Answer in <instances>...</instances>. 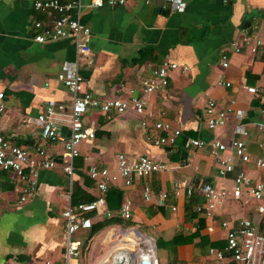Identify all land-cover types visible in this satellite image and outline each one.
Here are the masks:
<instances>
[{"label": "crops", "instance_id": "obj_1", "mask_svg": "<svg viewBox=\"0 0 264 264\" xmlns=\"http://www.w3.org/2000/svg\"><path fill=\"white\" fill-rule=\"evenodd\" d=\"M34 1L0 0V104L4 106L0 136L26 149L33 160L38 158L35 145L42 144L54 167L39 171L36 191L24 203L19 202L21 183L12 172L0 171V264H63L67 237L62 212L83 203L73 204V199L90 196L101 202L87 214L91 227L114 221L93 235L91 227L76 231L71 240L79 243V254L68 264H134L146 254H152L157 264H233L225 252L226 232L221 222L233 226L242 218L261 229L264 216H258L252 201L225 203L210 216L198 213L196 207L203 205L198 190L203 184L230 190L241 171L264 182V171L252 161L237 163L232 173L220 178L219 157H212L209 147L195 149L188 142L228 144L234 128L242 124L250 129L245 141L251 159L264 154V135L249 127L264 123V54H251L243 45V39L251 43L264 37V0H177L182 11L172 9L165 0H124L123 5L105 3L98 9L73 10L71 16L91 32L87 40L90 54L84 60L72 39L41 44L33 40L37 30L32 24H47L55 17L35 11ZM83 2L87 5L89 0ZM232 42L243 45L239 53L229 50ZM223 55L226 68L222 67ZM67 62L78 64L86 92L100 101L145 97L147 102L142 117L132 112L87 111L82 123L94 130V138L79 146L71 177L64 171L63 148L70 129L60 126L61 139L43 142L37 122L50 100L62 110L71 107V93L56 80ZM163 62L186 66L188 71L171 72L164 88L144 96L143 86ZM221 81L229 86L219 85ZM208 99L228 112L221 128H207L204 107ZM157 121L180 130L173 145L152 143L165 135L153 128ZM117 154L161 162L167 170L149 177L133 176L127 187L119 180L102 193L87 169L95 165L115 172ZM232 155L227 151L221 157ZM178 180L193 187L191 196L185 191L174 195L173 183ZM145 187L152 194L149 202L143 198ZM162 192L168 195L165 206L156 204ZM125 201L131 202L129 220L119 215ZM210 250L221 251L223 259L216 260Z\"/></svg>", "mask_w": 264, "mask_h": 264}, {"label": "built area", "instance_id": "obj_2", "mask_svg": "<svg viewBox=\"0 0 264 264\" xmlns=\"http://www.w3.org/2000/svg\"><path fill=\"white\" fill-rule=\"evenodd\" d=\"M170 7L176 11H182L183 7L177 0H165ZM105 3L109 6L123 5L124 0H89V3L84 4L83 0H68L60 2L59 0H35L33 8L40 13L54 14L55 17L47 24L42 22H34L33 28L37 30L34 41L41 44L63 39H72L78 46L81 60H84L90 54V48L87 45V40L90 37V29L86 24H83L78 18L71 16L73 10L81 11L83 8L98 9ZM251 54L262 52L264 54V37L254 38L249 43L248 39H243ZM242 44L232 42L229 45V50L233 53H239ZM228 65L226 56H222V67ZM180 70L186 73V66H179L173 62H163L156 67L152 73V79L142 88L144 96L151 94L161 88H164L168 83L170 73ZM56 80L64 86L72 95V104L68 110L57 107L54 101L47 102L44 112L37 117V122L41 126V140L55 141L61 139L58 135L60 126H68L71 135L63 141L64 157L67 165L64 171L68 176L73 175V160L79 156V146L85 140L94 138V130L86 128L82 123V116L92 109L99 110L105 115L115 113L117 115L132 112L137 116L142 117L146 111L147 102L145 97H130L127 99L114 98L107 101H100L85 90L84 78L81 75L77 63H64L61 70L56 75ZM219 85L229 86L228 82H218ZM3 94H0V99ZM4 106L0 104V111ZM204 114L206 116V125L209 130L221 128L226 123L228 112L217 108L214 100L208 99L205 103ZM241 118L242 114L237 115ZM143 127L147 126L145 119L141 120ZM256 132L264 135V123H252L249 125ZM153 128L165 135L158 136L152 140L155 146L173 145L176 139L181 134L180 130L172 128L169 123L157 121ZM250 129L247 125L238 124L234 128V138L228 143H223L218 140L204 142L196 139L189 140L188 144L195 149L209 147L212 157H219L217 163V175L220 178H225L228 174L234 171L235 165L247 164L253 162L258 170L264 171V154L262 156L251 159V155L246 150V141L250 135ZM242 138V139H240ZM36 160H33L30 153L21 147L13 145L8 140L0 136V171L12 172L15 178L21 183L19 202L24 203L36 191L37 176L41 170H49L54 167V162L47 150L42 144H37L34 147ZM227 151H232L233 155L227 158L221 157ZM167 170V165L161 162H153L147 158L140 157L131 159L124 154L116 156V171L111 172L107 168L90 165L87 169L88 177L94 181L96 188L105 193L110 185L115 184L119 180L124 186H130L133 176L149 177L152 174L164 172ZM174 195L178 196L182 191H185L188 196L193 193L187 181H176L173 183ZM200 194L203 197V205L197 206L198 213H204L210 216L218 207L230 202L249 201L256 203V212L258 216H264V182L255 181L244 171L239 172L234 180L230 190L223 188L216 190L209 184L200 186ZM143 198L145 202H149L152 198L149 187L144 188ZM168 195L162 192L158 195L156 204L165 206ZM100 201L90 203H79L75 206H68L62 212L64 231L67 237L66 248L64 252V263L77 257L79 252V243L71 240L72 235L79 229H89L91 227V219L87 216L90 212L95 211ZM172 212L176 211L175 206H171ZM132 208L131 202L125 201L119 209V215L124 220L131 218ZM107 216H110L107 213ZM221 227L225 230L226 246L225 252L230 256L233 264H264V222L260 229L256 224L247 219H237L233 226L229 222L222 221ZM210 255L216 260H222L223 254L221 251L210 250ZM139 262L134 264H157V260L152 254L140 256Z\"/></svg>", "mask_w": 264, "mask_h": 264}, {"label": "trees", "instance_id": "obj_3", "mask_svg": "<svg viewBox=\"0 0 264 264\" xmlns=\"http://www.w3.org/2000/svg\"><path fill=\"white\" fill-rule=\"evenodd\" d=\"M118 194H119L118 197H120V193H118ZM81 200H82V199H79V200H76V199L74 200V199H73V204H77V203H79V202L90 203V202L94 201V198L90 196V197H88V198L85 199V200H82V201H81ZM113 221H114V220H108V221H106V222L99 223V224H97V225L92 226L91 229H90V234L93 235V234L97 233L98 231H100V230L103 229L104 227H107L108 225L112 224Z\"/></svg>", "mask_w": 264, "mask_h": 264}, {"label": "bare ground", "instance_id": "obj_4", "mask_svg": "<svg viewBox=\"0 0 264 264\" xmlns=\"http://www.w3.org/2000/svg\"><path fill=\"white\" fill-rule=\"evenodd\" d=\"M128 236H129V234H128ZM131 236H132V235H131ZM135 236H136V235H135ZM135 236H134V238H135ZM124 238H125V237H124ZM136 239H137V238H136ZM136 239H135V240H136ZM137 241H138V240H137ZM135 245H136V244H135ZM151 245H152V244H151ZM125 247H126V246H125ZM125 247H124V248H125ZM128 248H129V246H128ZM147 248H148V247H147ZM153 248H154V247H153ZM149 249H150V248H149ZM127 250H128V249H127ZM132 250H133V249H132ZM134 250H135V249H134ZM124 251H125V250H124ZM129 252H130V251H129ZM147 252H148V251H147ZM112 255H113V254H112ZM138 255H139V254H138ZM146 255H147V254H146ZM140 258H141V257H140ZM158 259H159V258H158Z\"/></svg>", "mask_w": 264, "mask_h": 264}, {"label": "rangeland", "instance_id": "obj_5", "mask_svg": "<svg viewBox=\"0 0 264 264\" xmlns=\"http://www.w3.org/2000/svg\"><path fill=\"white\" fill-rule=\"evenodd\" d=\"M147 242V241H146Z\"/></svg>", "mask_w": 264, "mask_h": 264}]
</instances>
